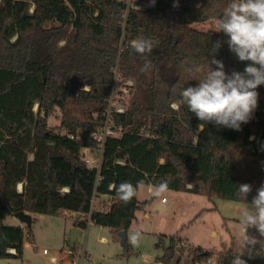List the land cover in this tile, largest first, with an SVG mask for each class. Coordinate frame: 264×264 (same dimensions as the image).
Returning a JSON list of instances; mask_svg holds the SVG:
<instances>
[{"label":"trees","instance_id":"1","mask_svg":"<svg viewBox=\"0 0 264 264\" xmlns=\"http://www.w3.org/2000/svg\"><path fill=\"white\" fill-rule=\"evenodd\" d=\"M142 2L133 0L125 15V0H0V258L21 257L25 237L32 236L31 223L4 222L19 210L79 212L74 221L83 228L95 195L100 207L91 210L90 221L119 237L150 200L136 195L125 204L113 189L121 182L166 180L171 190L244 203L264 184V85L241 131L204 124L180 96L216 68L213 56L229 75L250 63L239 61L215 25L198 26L216 23L232 0ZM140 38L153 41L151 53L141 56L130 47ZM216 41L222 42L218 50ZM146 61L151 67L142 72ZM115 81L124 110L113 107L111 122L120 132L106 138L97 169L81 152L95 147L89 134L104 124ZM51 115L57 128L48 124ZM241 184L252 186L247 202L238 194ZM185 242L160 234L157 262L180 264L186 253L185 264H231L237 253ZM242 258L264 264L259 256Z\"/></svg>","mask_w":264,"mask_h":264},{"label":"rangeland","instance_id":"2","mask_svg":"<svg viewBox=\"0 0 264 264\" xmlns=\"http://www.w3.org/2000/svg\"><path fill=\"white\" fill-rule=\"evenodd\" d=\"M149 1L143 0L142 3L146 6ZM213 22H203L198 26L214 27ZM120 88L122 85L115 81V100L118 99L117 90ZM122 96L123 103L127 97L125 93ZM116 103L124 107L118 101ZM47 121L52 128H57L58 118L55 115L49 116ZM149 195L146 186H140L137 197L143 200ZM149 197L145 207L135 211V218L125 232L126 245L110 228L89 221L86 227L80 228L74 247L70 249V216L30 213L32 236L25 237L22 256L0 258V264H158L157 257L162 255L163 248L155 244L160 234H175L184 240L187 238L188 244L205 249L224 251L231 248L239 251L242 243L240 212L247 203L216 197L209 199L204 195L171 189L164 194V201ZM95 207H100L98 199ZM16 221L10 215L4 220L6 224ZM135 230L142 231V238L138 245L133 246L128 236ZM248 233L258 237L255 228H250ZM103 236L105 240H102ZM44 248L48 250L47 254H43ZM83 251L86 256L81 260ZM51 256H55L54 262ZM185 263L186 253H183L180 264Z\"/></svg>","mask_w":264,"mask_h":264},{"label":"clouds","instance_id":"3","mask_svg":"<svg viewBox=\"0 0 264 264\" xmlns=\"http://www.w3.org/2000/svg\"><path fill=\"white\" fill-rule=\"evenodd\" d=\"M215 28L216 32H222L228 37L224 42L239 61L250 63L243 72L233 71L229 75L224 70L223 62L213 56L210 63L216 68H211L196 86L184 88L180 96L182 103L204 124L212 123L218 128L241 131V126L250 122L258 106L259 94L256 89L264 85V0H232L222 16L217 18ZM221 46V41L213 44L215 50ZM130 47L144 56L153 51L154 43L146 38L133 39ZM150 67V62L146 61L141 71L147 72ZM196 71L200 69L197 68ZM172 107L175 109L178 105L173 103ZM196 141H199V137ZM143 184L144 181L137 185L125 181L113 185V189L119 199L127 204L136 197L138 188ZM185 187L190 188L191 184H186ZM168 191L166 180L148 185L150 196L156 199L162 198ZM251 191L250 184H241L238 187L239 196L246 202ZM250 228L256 229L258 237L248 233ZM239 231L242 243L231 264H247V260L242 258L245 254L249 259L257 256L264 258V184L256 190L251 202H247L241 210ZM141 238V230H135L128 236L133 246L138 245Z\"/></svg>","mask_w":264,"mask_h":264},{"label":"built area","instance_id":"4","mask_svg":"<svg viewBox=\"0 0 264 264\" xmlns=\"http://www.w3.org/2000/svg\"><path fill=\"white\" fill-rule=\"evenodd\" d=\"M126 1V9H125V15L128 12V10L134 6L132 4L133 0H125ZM148 4L152 5V0L148 2ZM128 84H130V80L127 81ZM108 105L105 108L103 115H104V124L96 131L92 132L89 134V136L95 141V147L94 149H91L89 147L83 148L81 152V157L87 163L88 165L95 166L97 169H99L100 162H101V155L103 151V146L106 141V138L109 136H114L120 132V128H117L113 126L111 122V110L113 107H115V110L118 112H121L124 110L123 106H120L116 103L115 97L113 96V91L111 92L108 100ZM78 132H76V135ZM69 137L73 138L74 134H69ZM110 188L112 185L110 184ZM62 190H67L66 187L62 188ZM164 197L161 198L162 201H164ZM95 195L92 196L90 200V208H89V214H88V222L90 221V212L91 210L95 209ZM102 240H105V237H101ZM183 243V241H181ZM8 252L10 253H15L14 248H9L7 249ZM43 254H47L48 250L47 249H42ZM86 256L85 251L82 252L81 254V260ZM51 261L54 262L56 260L55 256L50 257ZM195 264H216L212 259H207L204 263L196 262Z\"/></svg>","mask_w":264,"mask_h":264},{"label":"water","instance_id":"5","mask_svg":"<svg viewBox=\"0 0 264 264\" xmlns=\"http://www.w3.org/2000/svg\"><path fill=\"white\" fill-rule=\"evenodd\" d=\"M21 187V185H18V188ZM104 196V195H103ZM20 222L26 223V224H30L31 223V216L29 213L23 211V210H19L17 212H15L13 214ZM80 213L79 212H75L74 217L75 219L79 218ZM79 232V227L78 226H72L70 229V233H69V247L70 249H73L74 247V243L77 237V233ZM126 231H119V236H120V240L121 243L123 245L126 244Z\"/></svg>","mask_w":264,"mask_h":264},{"label":"crops","instance_id":"6","mask_svg":"<svg viewBox=\"0 0 264 264\" xmlns=\"http://www.w3.org/2000/svg\"><path fill=\"white\" fill-rule=\"evenodd\" d=\"M149 185V184H148ZM148 185H145L146 186V192L149 194V192H148ZM140 188V187H139ZM139 188H138V190H139ZM150 196V195H149ZM148 196V197H149ZM148 197H146L145 199H149ZM103 198L104 199H106L107 197L104 195L103 196ZM138 198V197H137ZM138 200H140L139 198H138ZM146 213L148 214V211L146 210ZM74 214L75 213H71V212H69V211H65L64 213H63V215H67V216H70L72 219H71V221H70V223L69 224H71L72 226H78L76 223H75V217H74ZM11 217H14V218H16L14 215H10ZM30 216H32V214H30ZM17 219V218H16ZM12 224H20V225H23L22 224V222H20L18 219H17V221L15 222V223H12ZM79 227V226H78ZM80 228L81 227H79V232H80ZM214 234V233H213ZM104 237V236H103ZM182 239H183V237H182ZM185 240H187L188 241V239L186 238ZM189 242V241H188ZM158 264H160L159 262H158Z\"/></svg>","mask_w":264,"mask_h":264}]
</instances>
